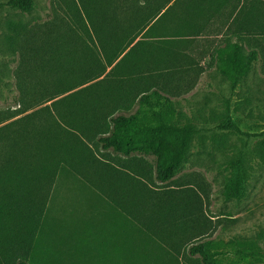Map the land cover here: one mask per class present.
I'll list each match as a JSON object with an SVG mask.
<instances>
[{
    "label": "rangeland",
    "instance_id": "obj_1",
    "mask_svg": "<svg viewBox=\"0 0 264 264\" xmlns=\"http://www.w3.org/2000/svg\"><path fill=\"white\" fill-rule=\"evenodd\" d=\"M258 1L257 5L249 0L244 1L242 32L245 42L240 44L245 52L257 50L258 60L235 88H231V82L214 68L209 71L204 69L208 59L214 57L215 50L210 51V46L204 44L206 31L188 26L183 16V22L174 23V27L173 23L158 25V21L152 26L154 34H149L150 39L158 43L161 40L169 41L166 49L171 46L170 55H164L162 43L158 44V50L152 49L149 53L152 61L158 58V70L145 72L141 65L145 55L141 50L130 55V65H136L134 72L138 74L125 79L133 94L138 96L141 92L157 89L171 100L164 108L155 107L154 110L161 114H158V119L177 125H190L195 130L190 137L181 171L165 184L154 179L153 156L135 154L129 158L130 162H122L123 157L118 162L115 159L120 155H112L108 151L102 155L96 151L99 158L113 162L117 169L135 175L140 182L144 181V193L157 197L158 214L169 222L160 228V235L165 237L169 232L170 244H179L177 241H180L181 255L174 253L162 240L163 245H158L153 249L155 251L151 252L150 248L144 251L150 247L149 242L147 247L140 233H132V253L136 254H132L131 264H199L197 258H187V248L191 243L205 239L220 243L217 258L226 264H264V0ZM105 2L120 6L118 8L123 11L114 13L115 7L110 6L107 14L123 23L132 15V7L158 4V0H34L29 12L8 6L0 8V126L22 119L53 102L48 100L51 92L45 87L44 79L49 80L53 70L62 77L71 59L80 57L82 48L76 43L72 42L71 45L66 40H60L51 58L49 42L64 38L75 28L81 33L79 28H82V24L86 25V21H98L99 4ZM166 2L170 5L172 0ZM181 2L185 3V0H174L173 6L178 7ZM251 10L249 19L245 18ZM174 12L175 8L171 7L162 19L172 18ZM177 26L184 29L183 35L165 31L168 27ZM155 33L158 37H155ZM251 34L257 37H249ZM95 40L92 39V46ZM66 45L69 46L66 48ZM111 45L114 48L119 43L111 42ZM113 48L110 49L115 50ZM99 49L97 42L91 48V53H98L94 54V58L98 60V74L101 76L95 81L108 76L109 79L103 83L106 88L115 91L118 85L116 81L124 70L119 66L113 68L114 62L102 72L106 58ZM88 55L85 52L84 58ZM145 80L149 83L145 84ZM64 85L61 80L56 89ZM90 86L95 91L91 93L93 100L97 99L94 93H98L107 108L113 106L116 94L105 96L102 88ZM81 93H71L73 96L69 101L74 105L88 102L85 97H90L89 93ZM136 106L128 112H121H133ZM86 111L89 110L86 108ZM235 162L240 163L244 174L243 189L240 196L227 200L224 191L234 177ZM66 184V190L58 196V203L86 205L89 200L86 190L74 183ZM85 217L83 214L68 215L58 223L59 236L63 230L64 238L70 242L65 243L71 249L66 251L67 264H79L73 262L75 258L78 259V254L74 253L79 252L75 251L79 247L83 253L79 259L81 264H113V261H118L117 256H112L103 246L96 244L100 238L82 229L81 224L92 223L80 220ZM70 239L74 240V244ZM96 246L101 249L97 250ZM137 251L144 253L139 257Z\"/></svg>",
    "mask_w": 264,
    "mask_h": 264
},
{
    "label": "trees",
    "instance_id": "obj_2",
    "mask_svg": "<svg viewBox=\"0 0 264 264\" xmlns=\"http://www.w3.org/2000/svg\"><path fill=\"white\" fill-rule=\"evenodd\" d=\"M166 1L158 0V4L155 5H137L139 7L135 9L132 7L133 18L130 16L125 23L107 14L110 6L115 7L114 13L123 11L118 8L120 6H116L114 2L101 3L97 11L100 14L98 21H86V25L82 24V28H79L81 33L75 28L64 38L59 37L60 39L56 38L57 40L49 42L51 58L60 40H66L70 44L76 43L82 48V52L79 58L71 59V64L62 77L53 70L50 79H44L45 87L51 92L48 100L53 102L22 119L0 126L1 264H39L37 254L41 253L39 248L41 236L37 235L42 226L49 194L61 168H67L94 186L118 209L130 214L149 236L162 242L166 241L174 253L181 255L179 239L177 241L179 244L173 242L170 244L169 232L165 237L160 235L162 227L169 222H166L162 214H158V205L155 202L157 197L151 193V196L144 193V181L140 182L135 175L117 169L113 162L109 163L106 159L99 158L96 152L99 151L103 155L108 151L112 155H120V158L115 159L118 162L122 157L124 158L122 162H130L129 158L135 154L153 156L154 179L164 184L171 182L183 167L190 137L195 132L194 128L158 119V114H161L154 110L155 107L164 108L171 100L160 94L157 89L141 92L136 96L137 94H133L131 88H128L125 79L138 74L134 72L136 65H130V55H135L133 52L138 49L144 52L145 58L141 59V65L146 73L158 70V58L152 61L149 57L152 49L158 50V44L162 43L165 47L164 55H170L171 46L166 49L169 41L161 40L158 43L157 40L150 39L149 35L154 34L151 29L157 21L158 25L162 26L166 23L174 25L175 14L172 18L162 19L166 11L175 7L173 4L168 5ZM4 6L29 12L34 6V0L0 2V8ZM93 16L96 19V16ZM173 27H168L165 31H172L174 34L184 33L183 28ZM163 31L164 29L159 33ZM155 37H158L156 33ZM93 38L96 40L92 46ZM96 42L106 58L101 71H105L107 65L110 66L114 62L113 68L119 66L124 70L120 74L122 80L120 78L116 81L118 85L115 91L106 88L103 83L109 79L108 76L95 81L101 77L98 74V60L94 58V54L98 53H91V48L95 47ZM111 42L119 45L113 48ZM68 46L66 45V48ZM129 46V50L121 55ZM85 52L89 55L84 58ZM257 60V50L245 52L239 43L220 46L213 57L217 71L231 82V88L236 87L241 77L251 70ZM152 62L155 64L151 65ZM61 80L66 86L56 89ZM148 83L145 80V84ZM90 85L102 88L105 96L116 94L113 106L107 108L98 93H94L97 99L93 100L91 93L95 91ZM78 87L80 88L74 91ZM77 91L80 93L87 91L90 97L85 98L88 102L74 105L69 101L73 96L71 93H78ZM65 93L67 94L64 95ZM56 97L59 98L52 100ZM135 104L137 106L133 112L127 114L121 112L130 111ZM86 108L89 111L84 112ZM152 116L156 118L153 119ZM230 125L236 127L234 124ZM234 165L236 166L234 177L224 191L227 200L240 196L243 189L242 168L239 162H235ZM219 244L217 240L211 239L193 242L187 248V258L189 257V260L197 258L199 264H226L217 258ZM34 251L35 255L32 253Z\"/></svg>",
    "mask_w": 264,
    "mask_h": 264
},
{
    "label": "crops",
    "instance_id": "obj_3",
    "mask_svg": "<svg viewBox=\"0 0 264 264\" xmlns=\"http://www.w3.org/2000/svg\"><path fill=\"white\" fill-rule=\"evenodd\" d=\"M244 1L245 0H185V3L181 2L180 6L174 7V23H180L183 16L186 18L188 26L197 30L206 31L207 35L203 36L206 40L204 44L209 45L210 51L214 52L215 50L216 53L220 46L227 43L241 44L245 42L242 32ZM249 1L254 2L255 5L259 2L258 0ZM171 4H174V0H172ZM247 11L248 10H246V12ZM251 14L252 10L247 13L245 18L250 17ZM157 19L158 15L156 16V20ZM249 37L255 39L257 35L251 34ZM250 41H253V39H250ZM208 61L204 69L206 71L212 68L217 70L213 57H210ZM64 179L69 181L66 182ZM66 183H74L82 186V188L86 190L85 192L89 195V200L86 205L81 206L77 203L63 205V203H58V196L66 190L64 189L66 187L65 185H67ZM79 214L86 216L80 220L92 221V223L89 224H81L82 229H86L87 233H91V235L100 238L99 243L96 244L101 245V247L103 246L112 256L118 257L119 260L113 261V264H121L122 262L131 264L132 254H136V252L132 253V233H140L141 237L146 241L147 247L148 244H150V247L146 248L144 251H148L150 248V251L153 252L155 251L153 249L158 248V245H163L161 241L149 236L147 231L136 223L130 214L124 213L118 209L107 196L100 193L94 186L82 180L67 168H61L49 194L42 226L37 235L38 237L41 236V243H39L41 253L38 252L37 254V262L39 264L68 263V259L66 260V251H70L71 249H69L66 244L70 242L68 243L67 240L69 239L64 238L65 234H63V230H61V236H59V232L57 231L58 223L62 222L68 215L79 216ZM52 237H54V239H52ZM70 240L74 244V240ZM76 240L77 239H75V242L77 243ZM52 245L54 247H52ZM97 247L98 246H96V248ZM99 249L101 248H97V250ZM75 251H79L74 253L78 254V259L73 258V262L76 263L77 261L81 264L82 261L79 260L83 256L81 248L79 247V249ZM32 253L33 255L36 254L35 251ZM142 253L144 252L141 251L137 255L141 257ZM76 256L77 255H75V257Z\"/></svg>",
    "mask_w": 264,
    "mask_h": 264
}]
</instances>
